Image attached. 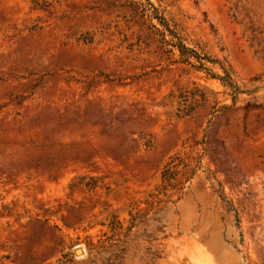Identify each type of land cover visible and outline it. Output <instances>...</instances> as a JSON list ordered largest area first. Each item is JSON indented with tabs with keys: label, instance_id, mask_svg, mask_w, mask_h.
I'll list each match as a JSON object with an SVG mask.
<instances>
[{
	"label": "rangeland",
	"instance_id": "rangeland-1",
	"mask_svg": "<svg viewBox=\"0 0 264 264\" xmlns=\"http://www.w3.org/2000/svg\"><path fill=\"white\" fill-rule=\"evenodd\" d=\"M0 264H264V0H0Z\"/></svg>",
	"mask_w": 264,
	"mask_h": 264
},
{
	"label": "trees",
	"instance_id": "trees-1",
	"mask_svg": "<svg viewBox=\"0 0 264 264\" xmlns=\"http://www.w3.org/2000/svg\"><path fill=\"white\" fill-rule=\"evenodd\" d=\"M160 22L163 23L164 26H166L163 19H160ZM174 46L178 48L179 55H180L181 60H182L181 62L189 65L191 68H193L195 70H203L207 74H209L211 77L219 79L224 86H227L230 89L231 94L234 95L233 96L234 100L236 99L237 95L241 93L239 87L232 80L231 74L228 71H226L225 69H223L224 75L222 77H218L217 75L210 73L209 68H207V66H206V62L216 63L215 60L209 59L208 57H200L196 52L185 47L180 41L175 43ZM191 59H194L196 64H193L191 62ZM180 97L183 98L182 99L183 101H186L190 97L193 99V103L198 104L201 101L202 102L206 101L207 95H206V93H200L198 95L195 92H190V93H187L186 95H181ZM223 108H227V106H224ZM179 110H182V109H179ZM161 178L163 179V181H165L167 183L166 185H170L171 180L174 179V172L171 171L170 169L164 167V170L162 171Z\"/></svg>",
	"mask_w": 264,
	"mask_h": 264
},
{
	"label": "water",
	"instance_id": "water-1",
	"mask_svg": "<svg viewBox=\"0 0 264 264\" xmlns=\"http://www.w3.org/2000/svg\"><path fill=\"white\" fill-rule=\"evenodd\" d=\"M77 253H79V251H77Z\"/></svg>",
	"mask_w": 264,
	"mask_h": 264
}]
</instances>
